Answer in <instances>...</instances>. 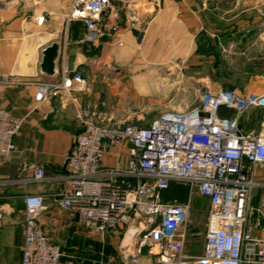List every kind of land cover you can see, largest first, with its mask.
<instances>
[{
    "label": "crops",
    "instance_id": "obj_1",
    "mask_svg": "<svg viewBox=\"0 0 264 264\" xmlns=\"http://www.w3.org/2000/svg\"><path fill=\"white\" fill-rule=\"evenodd\" d=\"M69 6L70 0L0 4V75L26 83L0 86V108L23 120L15 151L0 161L1 264H20L23 223L12 218L10 202L18 200L23 211L26 194L42 197L40 227L51 241H58L52 242L60 247L64 260L76 264L66 245L78 243L88 250L89 245L94 248L95 238L102 237L90 233L59 205L60 194L69 187L63 179L65 156L81 131L77 113L86 101L99 103L105 122L120 110L133 118L130 104H184L189 97L186 91L172 90L175 81H169L174 76L188 82L184 87L198 75L206 81L201 87L208 85L213 92L264 94V0H110L101 18L102 34L93 43L84 40L82 23L67 19ZM52 42L59 43L61 51L55 82L79 71L88 86L37 103L29 83L50 82L40 76L38 65L41 50ZM108 58L110 68L105 67ZM150 68L165 75H153ZM253 110L231 118H236L241 131L258 134L264 131V118L250 123ZM166 111L182 110H162L151 120ZM128 150V146L108 150L101 169L125 168ZM34 166L43 168L44 180L34 179ZM244 166L248 169L249 164ZM252 170L260 186L250 198L254 211L248 219L249 234L262 239L264 232L254 223L260 217L256 210L264 213V168L256 165ZM125 229L115 227L103 236L110 250L117 248L120 264L118 248Z\"/></svg>",
    "mask_w": 264,
    "mask_h": 264
},
{
    "label": "built area",
    "instance_id": "obj_2",
    "mask_svg": "<svg viewBox=\"0 0 264 264\" xmlns=\"http://www.w3.org/2000/svg\"><path fill=\"white\" fill-rule=\"evenodd\" d=\"M11 1L32 2L0 0V4ZM109 3L70 0L67 19L82 23L86 42L99 39L101 18ZM23 84L9 74L0 75V86ZM29 84L37 103L88 86L79 71L58 82ZM224 108L238 116L262 109L264 118V94L213 92L206 85L195 107L162 112L145 127L114 124L111 119L104 122L99 103L86 101L77 113L81 131L65 156L67 174L63 179L69 187L60 194L61 209L94 235L135 225L140 230L135 244L139 249L149 247L158 264H264V238H252L248 227L254 211L250 198L260 186L252 169L256 165L264 168V131L242 132L236 118L220 116ZM22 123L0 108V161L15 151ZM123 146L129 147L127 166L101 169L104 154ZM33 172L35 180H44L42 167L34 166ZM172 183L188 184L207 199L204 247L199 256L187 255L184 250L189 201L171 203L162 198L161 193ZM22 203L20 264H73L63 259L60 247L40 227L39 216L45 210L42 197L26 194ZM256 211L260 217L254 226L264 232V213Z\"/></svg>",
    "mask_w": 264,
    "mask_h": 264
},
{
    "label": "rangeland",
    "instance_id": "obj_3",
    "mask_svg": "<svg viewBox=\"0 0 264 264\" xmlns=\"http://www.w3.org/2000/svg\"><path fill=\"white\" fill-rule=\"evenodd\" d=\"M149 71H152L151 73L153 75L156 74L160 78H162V75H165V73L156 72L152 68H150ZM175 75L177 76V73ZM178 76H180V73H178ZM172 80L175 81V87L172 88V90H174L175 93L186 91L188 95L187 97L190 98H184V104H130L129 109L133 112V118L128 119L126 118V116L124 117V112L120 110V112L114 115L112 123H122L125 125H132L136 127H145L151 121L153 116H155L159 111L172 109L183 110L195 107L198 104L200 94L204 91V87H201V85H203L206 81H201L198 75L193 76V78L190 79V85L184 87V83H188L186 80L182 81L174 76V79H171L169 83H173ZM167 88L171 89L169 87ZM172 184H174L173 188H169L161 193L162 198L164 201H168L171 203H183L189 201L191 210L187 223L186 254L193 255L196 254V252L201 253L204 246V234L206 229L205 223L208 208L207 199L200 196L198 192L194 188H191L188 184ZM10 206L12 207V218L20 224L23 223L24 215L21 203L16 200L10 202ZM1 213H3V211H1ZM101 238H95L94 248L90 247L89 245L88 250L82 248L78 243L72 246L66 245V249L73 254V260L76 262V264H120L117 256V248H111L110 250V248H108L109 246L106 245V239L104 237L102 239ZM52 241L58 242L54 238H52ZM67 244L69 243L67 242ZM149 250V247L146 246L139 249V245L135 244V257L131 264H158L156 257L151 254Z\"/></svg>",
    "mask_w": 264,
    "mask_h": 264
},
{
    "label": "water",
    "instance_id": "obj_4",
    "mask_svg": "<svg viewBox=\"0 0 264 264\" xmlns=\"http://www.w3.org/2000/svg\"><path fill=\"white\" fill-rule=\"evenodd\" d=\"M41 58L38 65V72L41 77L47 78L50 82H55L59 77V58L61 55L60 46L57 42H52L45 46L40 52ZM106 68H110V59L105 63ZM140 234V230L135 225L127 226L119 244V254L122 264H131L134 259L135 238Z\"/></svg>",
    "mask_w": 264,
    "mask_h": 264
},
{
    "label": "trees",
    "instance_id": "obj_5",
    "mask_svg": "<svg viewBox=\"0 0 264 264\" xmlns=\"http://www.w3.org/2000/svg\"><path fill=\"white\" fill-rule=\"evenodd\" d=\"M262 111L260 109H254L252 114V119L250 123H258L262 120ZM235 115V112L233 110L229 109H221L220 116L231 118ZM240 129V128H239ZM243 132V131H242ZM174 184H171L169 188H173ZM168 188V189H169Z\"/></svg>",
    "mask_w": 264,
    "mask_h": 264
},
{
    "label": "bare ground",
    "instance_id": "obj_6",
    "mask_svg": "<svg viewBox=\"0 0 264 264\" xmlns=\"http://www.w3.org/2000/svg\"><path fill=\"white\" fill-rule=\"evenodd\" d=\"M156 251V248H153V252H155Z\"/></svg>",
    "mask_w": 264,
    "mask_h": 264
}]
</instances>
